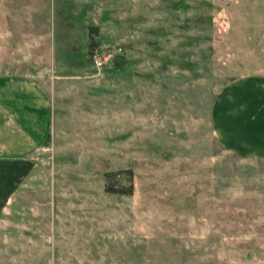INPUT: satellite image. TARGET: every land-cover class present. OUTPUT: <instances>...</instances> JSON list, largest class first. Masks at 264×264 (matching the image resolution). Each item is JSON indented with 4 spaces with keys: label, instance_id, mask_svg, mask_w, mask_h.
<instances>
[{
    "label": "rangeland",
    "instance_id": "374dc122",
    "mask_svg": "<svg viewBox=\"0 0 264 264\" xmlns=\"http://www.w3.org/2000/svg\"><path fill=\"white\" fill-rule=\"evenodd\" d=\"M33 64L52 146L0 166V264H264V157L211 120L264 76V0H0V73Z\"/></svg>",
    "mask_w": 264,
    "mask_h": 264
},
{
    "label": "crops",
    "instance_id": "0c3cea01",
    "mask_svg": "<svg viewBox=\"0 0 264 264\" xmlns=\"http://www.w3.org/2000/svg\"><path fill=\"white\" fill-rule=\"evenodd\" d=\"M33 65L0 73V166L9 181L13 170L52 146L56 89L47 64ZM227 87L212 103L213 134L237 156L264 157V76H243Z\"/></svg>",
    "mask_w": 264,
    "mask_h": 264
},
{
    "label": "trees",
    "instance_id": "16d2710c",
    "mask_svg": "<svg viewBox=\"0 0 264 264\" xmlns=\"http://www.w3.org/2000/svg\"><path fill=\"white\" fill-rule=\"evenodd\" d=\"M90 28L91 26H89V29L87 31L88 33V37H87V52L90 53L91 51H93L94 47L96 46V41L94 40L93 36L91 35V31H90ZM108 174V173H106ZM131 188H132V185L129 184L128 187L126 188H123V187H119V188H111L110 186H106L105 185V189L106 190H113L115 192H131Z\"/></svg>",
    "mask_w": 264,
    "mask_h": 264
},
{
    "label": "built area",
    "instance_id": "2783aa9c",
    "mask_svg": "<svg viewBox=\"0 0 264 264\" xmlns=\"http://www.w3.org/2000/svg\"><path fill=\"white\" fill-rule=\"evenodd\" d=\"M92 58H93V61H94L96 64H98V63H100L102 60L106 59V55H102V56H101V59H100L99 57H97L96 53H94V54L92 55Z\"/></svg>",
    "mask_w": 264,
    "mask_h": 264
}]
</instances>
